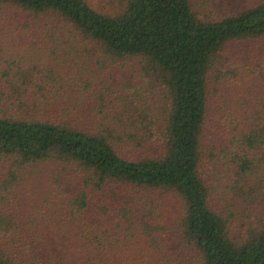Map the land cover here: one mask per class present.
Instances as JSON below:
<instances>
[{
  "label": "trees",
  "instance_id": "trees-1",
  "mask_svg": "<svg viewBox=\"0 0 264 264\" xmlns=\"http://www.w3.org/2000/svg\"><path fill=\"white\" fill-rule=\"evenodd\" d=\"M0 27L29 46L0 55V264H264V218L235 213L264 215V124L229 96L209 113L225 48L264 51V0H0ZM131 58L159 109L105 80Z\"/></svg>",
  "mask_w": 264,
  "mask_h": 264
},
{
  "label": "rangeland",
  "instance_id": "rangeland-1",
  "mask_svg": "<svg viewBox=\"0 0 264 264\" xmlns=\"http://www.w3.org/2000/svg\"><path fill=\"white\" fill-rule=\"evenodd\" d=\"M89 1L95 8L104 13L116 12L123 2V0ZM193 1L203 13L210 10L226 12V10H232L233 7L239 3V0H233L234 4H230L231 8L226 7V9H224L219 4L212 6V0ZM12 29L13 28L9 27H0V55H2V57L5 56L8 51H22L26 46V49L29 48L28 45L18 40V31L15 30V32L11 34ZM42 44L40 48L44 51L45 42H42ZM20 47H22V49ZM255 48L257 47L254 42L241 41L230 43L222 52L221 59L209 75L211 98L210 114L217 105H220L223 98L229 96L230 101L234 98L239 104H244L250 108V112L254 113L252 118L253 123L264 124V51L261 49L255 50ZM37 61L38 60H35L34 64L37 65ZM106 64L109 67L106 69L105 80L108 81L112 88L119 87L121 89V86H123V88L127 89L128 85H130V87H133L134 91L136 89L134 94H136L137 99L140 98L142 102L149 103L148 105L151 107L156 106L158 109L168 101L167 95H165L160 83L156 81V78L151 77L150 74L148 75L140 59L131 58L114 61V65ZM102 68H105V64L102 65ZM256 179L260 180V183L257 182ZM253 184H259V187H261L257 195L259 199L257 203L262 205L264 193V167L261 172H258L256 178L253 180ZM34 197L35 195L31 193L27 198L32 200ZM37 197H39V195ZM38 200H43V197ZM25 203L27 202L25 201ZM248 203L249 202L243 203L241 207H236L235 213L237 215V222L240 225L243 223L247 225L251 222H255L257 218H264V215L259 209H256ZM48 208L52 210L51 207L48 206ZM188 254L189 256H185L180 264H201V259L196 253Z\"/></svg>",
  "mask_w": 264,
  "mask_h": 264
}]
</instances>
